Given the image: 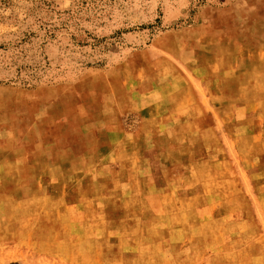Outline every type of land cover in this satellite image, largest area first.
<instances>
[{
    "label": "rangeland",
    "instance_id": "obj_1",
    "mask_svg": "<svg viewBox=\"0 0 264 264\" xmlns=\"http://www.w3.org/2000/svg\"><path fill=\"white\" fill-rule=\"evenodd\" d=\"M0 264H264V0H0Z\"/></svg>",
    "mask_w": 264,
    "mask_h": 264
}]
</instances>
